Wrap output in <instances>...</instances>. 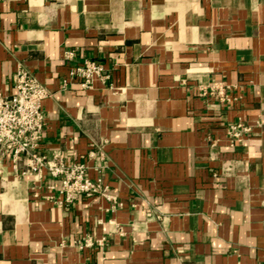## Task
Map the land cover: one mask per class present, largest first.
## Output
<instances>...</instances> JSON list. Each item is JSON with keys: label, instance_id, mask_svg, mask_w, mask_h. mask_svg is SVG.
Returning a JSON list of instances; mask_svg holds the SVG:
<instances>
[{"label": "crops", "instance_id": "0c3cea01", "mask_svg": "<svg viewBox=\"0 0 264 264\" xmlns=\"http://www.w3.org/2000/svg\"><path fill=\"white\" fill-rule=\"evenodd\" d=\"M20 69L51 93L41 150L96 151L105 190L60 203L6 157L0 264H264V0H0V94Z\"/></svg>", "mask_w": 264, "mask_h": 264}, {"label": "built area", "instance_id": "2783aa9c", "mask_svg": "<svg viewBox=\"0 0 264 264\" xmlns=\"http://www.w3.org/2000/svg\"><path fill=\"white\" fill-rule=\"evenodd\" d=\"M74 51H68L66 58L73 61ZM104 67L94 60L75 64L70 69V77L79 79L83 86L92 84L96 75ZM15 93L11 96L0 94V164L10 157L16 167L21 160L26 163L28 172L41 173L46 170L50 176L60 181V203L71 204L82 196L91 197L105 190L100 179L93 180L88 175L87 158L97 152L90 151L78 160H70L62 152L41 150L43 130L47 115L43 105L51 93L37 77L27 70L20 69L14 78ZM203 95L217 94L227 100L223 87L211 90L201 89ZM231 135L240 140L249 129L242 124L231 125ZM90 241L79 243L80 248L89 246Z\"/></svg>", "mask_w": 264, "mask_h": 264}]
</instances>
